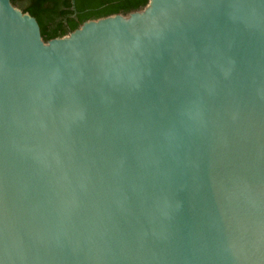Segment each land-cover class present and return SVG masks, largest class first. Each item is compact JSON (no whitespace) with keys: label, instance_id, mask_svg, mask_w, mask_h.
<instances>
[{"label":"water","instance_id":"95a60500","mask_svg":"<svg viewBox=\"0 0 264 264\" xmlns=\"http://www.w3.org/2000/svg\"><path fill=\"white\" fill-rule=\"evenodd\" d=\"M0 264H264V0H0Z\"/></svg>","mask_w":264,"mask_h":264},{"label":"trees","instance_id":"16d2710c","mask_svg":"<svg viewBox=\"0 0 264 264\" xmlns=\"http://www.w3.org/2000/svg\"><path fill=\"white\" fill-rule=\"evenodd\" d=\"M34 15L44 39L62 35L82 18L127 12L147 0H11Z\"/></svg>","mask_w":264,"mask_h":264}]
</instances>
